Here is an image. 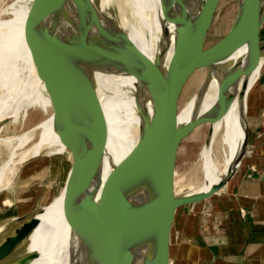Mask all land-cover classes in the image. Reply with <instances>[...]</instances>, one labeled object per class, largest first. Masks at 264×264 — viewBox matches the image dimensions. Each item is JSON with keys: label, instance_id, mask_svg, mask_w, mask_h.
Returning <instances> with one entry per match:
<instances>
[{"label": "water", "instance_id": "1", "mask_svg": "<svg viewBox=\"0 0 264 264\" xmlns=\"http://www.w3.org/2000/svg\"><path fill=\"white\" fill-rule=\"evenodd\" d=\"M218 1L203 0L197 5L194 0H155L164 32L173 37L176 46L177 62L163 75L125 32L105 22L87 0L31 1L25 35L35 74L46 92L50 90L46 74L49 62L71 81V90L65 85L71 93L70 121L59 140L69 159L68 166L65 162L62 166L59 187L70 229L66 264H129L134 258L139 264H171V227L176 211L206 201L237 170L246 148L247 97L264 60V0H237L228 30L206 46ZM105 58L122 61L131 74L147 79L146 95L135 96L133 107L138 109L144 99L150 114L118 168L113 171L108 161L107 181L98 195L102 151L92 103L95 75ZM199 69L204 75L188 98L187 121L179 123L177 108L184 102H179L180 93ZM211 75L227 93L204 107L201 95ZM240 76L241 88L235 96L229 87ZM233 100L243 138L232 168L202 190L175 193L179 143L195 127L221 118Z\"/></svg>", "mask_w": 264, "mask_h": 264}, {"label": "bare ground", "instance_id": "2", "mask_svg": "<svg viewBox=\"0 0 264 264\" xmlns=\"http://www.w3.org/2000/svg\"><path fill=\"white\" fill-rule=\"evenodd\" d=\"M194 1L197 5L203 2ZM87 2L105 22L125 32L161 75L174 68L177 62L176 46L173 37L164 32L163 23L155 12V0H129L133 12L141 20L143 30L137 28L128 31L119 22L109 20L110 15L105 4L99 0ZM30 5L15 2L2 8L11 17L0 19V85L6 88L0 94V121L10 115L16 105L24 103L36 89H43V83L35 74L26 44L25 22ZM125 65L127 64L122 61L105 58L99 74L95 75L96 92L92 107L103 121L99 126L102 169L97 185L98 195L104 190L107 181L108 161L113 171L118 168L150 114V107L143 103L144 99H141L138 109L133 107L135 96L146 95L147 79L131 74ZM25 69L27 75L24 78ZM46 74L51 84L53 81H60L65 75L59 69L57 72L50 70L49 63ZM211 77L201 95L204 107L227 93V90L223 91L218 86L214 75ZM241 83L242 76L232 82L229 91L236 96ZM62 85L64 94L53 117L30 131L0 140L1 144L14 145L11 157L0 166V190L8 187L24 162L44 151L51 150L52 155L61 151L63 146L59 142V132L62 123L67 121L70 110H65L71 97L65 87L67 85L71 90L69 78ZM189 109L190 100L180 113L177 108L179 123L187 121ZM242 129V122L236 115L235 100L221 118L209 123L207 144H204L200 153L203 184L198 191L222 179L232 168L243 138ZM29 143L28 148L17 152ZM68 238L70 239V229L62 211L61 195L46 207L12 218L0 225V264H66ZM139 263V259L134 258L129 264Z\"/></svg>", "mask_w": 264, "mask_h": 264}, {"label": "rangeland", "instance_id": "3", "mask_svg": "<svg viewBox=\"0 0 264 264\" xmlns=\"http://www.w3.org/2000/svg\"><path fill=\"white\" fill-rule=\"evenodd\" d=\"M31 1L32 0H0V19L5 20L11 17L8 11H2L7 5L15 2L27 5L31 4ZM99 1L105 4L104 6L107 8L110 15L109 20L113 19L119 22L126 31L142 28L140 23L141 20L133 12L129 0ZM236 1L237 0L218 1L211 25L206 34V46L216 42L228 30L235 14ZM145 16H147V14H145ZM261 40H264V26ZM49 69L55 72L58 71L53 62H49ZM25 72L26 69L23 73L24 78L27 75V72ZM203 75L204 70H196L183 87L179 96V102H184L178 106L179 113L185 108L189 101L188 98L196 90ZM67 79L68 77L65 74L61 77L60 81H53L52 84L50 83L49 92H46L43 86V89H36L24 103L18 104L19 106L16 105L13 112L0 121V140L10 139L26 131H30L53 117L64 94L62 84ZM5 89L4 86L0 85V94L5 92ZM70 101L71 97L68 99V103L65 107V110L70 109L69 117L67 121H64L61 125L59 140L62 132L66 129L70 121ZM24 107H26L25 110H23ZM97 116L100 126L103 121L99 118L98 114ZM208 125L209 123H204L195 127L179 143L174 165L175 193L181 194L186 190H188L189 193L196 192L203 184L200 153L204 146ZM29 146L30 143L18 149L17 152ZM13 147V144L4 145L0 142V166L11 157ZM63 151H65V149L62 147L61 151L56 154ZM51 153V150L44 151L31 160L26 161L27 163L24 162L23 165L20 166L18 173L7 185L8 187L6 186L7 188L0 190V225L12 218L21 217L33 210L46 207L62 195V189L59 190L62 180L61 170L64 162L65 166H68L69 159L65 152L59 156H50L52 155Z\"/></svg>", "mask_w": 264, "mask_h": 264}, {"label": "crops", "instance_id": "4", "mask_svg": "<svg viewBox=\"0 0 264 264\" xmlns=\"http://www.w3.org/2000/svg\"><path fill=\"white\" fill-rule=\"evenodd\" d=\"M246 148L224 186L176 211L171 264H264V60L246 102Z\"/></svg>", "mask_w": 264, "mask_h": 264}]
</instances>
